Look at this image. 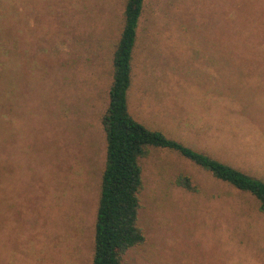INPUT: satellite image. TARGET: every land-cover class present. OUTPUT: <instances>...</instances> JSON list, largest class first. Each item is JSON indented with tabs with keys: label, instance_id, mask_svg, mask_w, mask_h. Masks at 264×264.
<instances>
[{
	"label": "rangeland",
	"instance_id": "374dc122",
	"mask_svg": "<svg viewBox=\"0 0 264 264\" xmlns=\"http://www.w3.org/2000/svg\"><path fill=\"white\" fill-rule=\"evenodd\" d=\"M125 1L9 0L18 27L0 127V264L92 263ZM236 4L143 0L127 100L148 129L264 181V53L253 47L264 49V0ZM141 166L145 242L124 264H264L254 196L171 149L151 147Z\"/></svg>",
	"mask_w": 264,
	"mask_h": 264
},
{
	"label": "trees",
	"instance_id": "16d2710c",
	"mask_svg": "<svg viewBox=\"0 0 264 264\" xmlns=\"http://www.w3.org/2000/svg\"><path fill=\"white\" fill-rule=\"evenodd\" d=\"M252 1L231 0L234 4L238 2L242 11L250 9ZM8 3L9 0H0V127L3 128L8 117L12 81L8 54L13 49L11 41L18 27V23L10 21ZM142 13L143 0L125 1L123 26L113 51L108 104L101 118L106 139V160L100 180L91 264H124L123 256L127 250L145 242V235L138 224L141 207L139 195L143 188L141 159L148 155L151 147L174 150L210 173L214 179L251 194L257 199L259 210L264 213V181L169 139L161 131L148 129L129 113L127 90L131 79V53ZM241 15L239 12L238 17ZM244 37L250 38L247 34ZM253 45L255 53H264V49L255 47L257 42ZM3 131H0L2 139ZM174 183L191 189L189 176L179 175Z\"/></svg>",
	"mask_w": 264,
	"mask_h": 264
},
{
	"label": "crops",
	"instance_id": "0c3cea01",
	"mask_svg": "<svg viewBox=\"0 0 264 264\" xmlns=\"http://www.w3.org/2000/svg\"><path fill=\"white\" fill-rule=\"evenodd\" d=\"M127 106H128V111H129V104H128V100H127ZM129 113H130V111H129ZM131 114V113H130ZM132 115V114H131ZM260 141V140H259Z\"/></svg>",
	"mask_w": 264,
	"mask_h": 264
}]
</instances>
